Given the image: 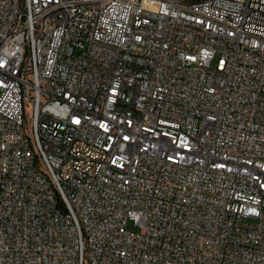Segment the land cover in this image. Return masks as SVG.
Segmentation results:
<instances>
[{
	"label": "built area",
	"instance_id": "obj_1",
	"mask_svg": "<svg viewBox=\"0 0 264 264\" xmlns=\"http://www.w3.org/2000/svg\"><path fill=\"white\" fill-rule=\"evenodd\" d=\"M0 264H264V0H0Z\"/></svg>",
	"mask_w": 264,
	"mask_h": 264
},
{
	"label": "rangeland",
	"instance_id": "obj_2",
	"mask_svg": "<svg viewBox=\"0 0 264 264\" xmlns=\"http://www.w3.org/2000/svg\"><path fill=\"white\" fill-rule=\"evenodd\" d=\"M128 229H130L132 227L131 223H128Z\"/></svg>",
	"mask_w": 264,
	"mask_h": 264
}]
</instances>
